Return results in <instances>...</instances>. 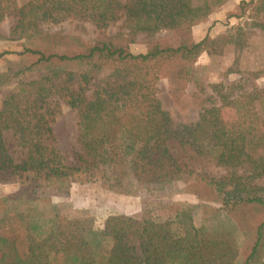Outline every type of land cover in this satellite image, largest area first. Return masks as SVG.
<instances>
[{
	"label": "trees",
	"instance_id": "1",
	"mask_svg": "<svg viewBox=\"0 0 264 264\" xmlns=\"http://www.w3.org/2000/svg\"><path fill=\"white\" fill-rule=\"evenodd\" d=\"M194 1L29 0L19 6L17 0H0V22L17 15L13 32L29 44L22 52L0 53V59L16 54L27 63L13 77L39 74L20 83L0 109V184L93 181L118 195L156 197L170 196L182 184L199 198L220 203V208L202 206L199 211L178 203L166 218L154 204L134 215L112 214L97 227L87 209L67 217L48 197H3L0 264H236L238 259L240 264H257L264 255V187L254 183L264 176V118L257 110L264 90L254 85L259 74L194 91L205 98L198 119L188 124H174L157 96L159 81L168 79L169 94L178 104L203 52L212 54L223 43L240 51L245 44L241 27L230 28L218 40L187 37L193 25L229 0H202L196 6ZM250 6L257 19L264 13V0L239 4L243 14ZM69 20L90 21L99 29L122 20L128 37L103 36L86 46L75 36L39 28L40 22ZM162 30L182 32L180 45L172 47L156 37ZM140 33L146 34L148 51L133 54L129 44ZM59 46H65L63 54L55 52ZM54 95L78 117L82 152L74 153L73 164L54 146L55 115L46 108ZM224 110L233 117H226ZM9 131L27 148L18 161L6 145L4 134ZM170 142L213 161L227 175L218 179L194 174L173 155ZM205 210L241 216L258 211L244 230L249 245L241 248L228 231L214 234L198 226L196 214Z\"/></svg>",
	"mask_w": 264,
	"mask_h": 264
},
{
	"label": "rangeland",
	"instance_id": "2",
	"mask_svg": "<svg viewBox=\"0 0 264 264\" xmlns=\"http://www.w3.org/2000/svg\"><path fill=\"white\" fill-rule=\"evenodd\" d=\"M28 1L17 0V3L22 6ZM228 2L216 8L203 21L193 25L185 35L195 42H200L206 36L218 40L227 34L230 28L241 27L246 32L245 44L240 51L235 49L234 44L223 43L216 45L214 47L215 52L212 54L203 52L195 64L194 79L186 88L178 104L174 102L169 94L170 83L168 79L159 81L157 96L161 100L163 108L170 113L174 124H188L198 119L199 105L202 104L205 96L203 93L194 95V91H199L202 87L209 89L212 84L234 81L242 76L246 77L248 74H259L254 85L264 90V28L254 26V24L264 25V13L259 14L257 19L254 15V6L248 7L243 14L239 8L241 1L236 0L237 3ZM193 4L195 6L200 5L202 0H195ZM17 21V15L11 14L0 22V53L5 51L22 52L26 46H29L27 41L16 39L13 28L16 26ZM39 28L42 32L75 36L86 46L92 45L95 40L103 36L110 37L122 33L126 35V38L128 37V31L124 28L122 20L103 29L97 28L90 21L83 20H69L60 23L40 22ZM136 36L137 40L129 44L130 52L133 54H146L148 51L147 41L145 40L146 34L140 33ZM156 37L167 41L172 47H177L181 43L182 32L162 30L157 33ZM65 49V46H59L55 49V52L63 54ZM26 65L27 63L22 61L21 57L16 54L7 55L0 59V109L3 107L6 97L17 89L20 83L39 78V74L31 72H25L16 77L12 76L17 70ZM90 93L91 91L89 96ZM46 108L51 109L55 115V120L51 124L55 139L54 146L64 157L67 164H73L75 162L74 153L82 152L78 140V117L76 112L56 95L49 98ZM257 110L259 115L264 118V102H257ZM224 112L226 117H233L229 110H224ZM4 137L7 148L15 160L18 161L24 158L27 148L17 136L9 131L5 132ZM169 146L179 162L187 165L194 174L205 173L210 177L219 179L228 173L225 168L216 165L213 161L198 157L194 152L176 142H170ZM239 174H242V171H239ZM254 183L264 187V176L255 180ZM198 191L209 197L204 190L200 189ZM262 195L264 198V193H261ZM22 196L29 200L48 197L57 205L59 212L67 217H75L80 210H90L95 217L97 227H102L106 219L112 214L134 215L154 204L158 206L152 207L156 208L157 212L164 218L173 214L175 205L178 203L197 207L198 211L202 206L220 208V203L203 200L199 198L197 193L186 191L182 184L174 194L157 197L148 194L141 196L118 195L104 190L99 183L93 181L86 183L73 181L66 186H48L39 185V183L38 186L36 183L25 185L0 184V198L15 199ZM255 216H258V211H254L252 215L245 213L241 216L240 214L228 215L216 213L214 210H205L204 213L196 214L195 223L198 226L204 225L214 234L221 230L230 232L237 244L244 248L249 245L244 230H248V223ZM238 225L242 229H237L236 226ZM257 260V264H264V255H261ZM240 262L241 260L238 259L236 264H240Z\"/></svg>",
	"mask_w": 264,
	"mask_h": 264
},
{
	"label": "crops",
	"instance_id": "3",
	"mask_svg": "<svg viewBox=\"0 0 264 264\" xmlns=\"http://www.w3.org/2000/svg\"><path fill=\"white\" fill-rule=\"evenodd\" d=\"M236 0H230L228 3H230V2H233V3H237V2H235ZM238 2H240V1H242V0H237Z\"/></svg>",
	"mask_w": 264,
	"mask_h": 264
}]
</instances>
